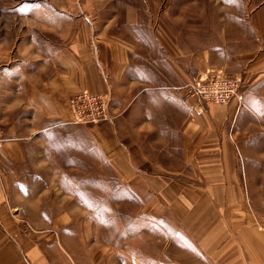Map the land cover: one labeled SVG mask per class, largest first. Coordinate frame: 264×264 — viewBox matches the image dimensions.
Listing matches in <instances>:
<instances>
[{
    "label": "crops",
    "instance_id": "0c3cea01",
    "mask_svg": "<svg viewBox=\"0 0 264 264\" xmlns=\"http://www.w3.org/2000/svg\"><path fill=\"white\" fill-rule=\"evenodd\" d=\"M59 1L58 9L43 12L44 33L63 40L58 52L20 63L18 46L0 38V264H78L68 259L77 254L65 231L57 241L40 226L76 221L44 211L76 206L65 198L56 205L51 196L66 190L52 186L57 174L48 146L51 134L69 123L68 99L82 89L111 94L118 115L97 126L96 140L126 183L151 178L147 208L168 210L185 224L207 264H264V212L244 196L260 185L242 183L248 173L240 166L248 159L244 137L259 118L251 98L259 94L238 92L214 104L186 91L222 58L229 70H248L245 79L264 65L258 45L229 53L243 42L221 26L225 12L179 9L178 0L164 6L163 0H79V8ZM156 130L169 133L168 144L182 145L185 175L197 182L175 179L150 153L145 136Z\"/></svg>",
    "mask_w": 264,
    "mask_h": 264
},
{
    "label": "rangeland",
    "instance_id": "374dc122",
    "mask_svg": "<svg viewBox=\"0 0 264 264\" xmlns=\"http://www.w3.org/2000/svg\"><path fill=\"white\" fill-rule=\"evenodd\" d=\"M59 2L0 0V38L4 43H13L15 48L18 46L20 63H25L28 57H34L37 64L44 55H53L59 51L58 47L63 42L59 33L43 31L44 9H58ZM68 3L70 8L80 7L79 0H71ZM169 3L170 0H163L162 6ZM178 5L179 9L184 10L204 8L210 9L211 12H225V17L220 19L221 26L226 25L229 36H235V33L237 36L242 35L243 42L240 48L227 51L238 53L247 50L248 45H252L251 49H254L257 44L259 48L256 58H260L259 62L264 63V0H178ZM241 12L242 18L238 16ZM232 14L237 16L233 17ZM240 28L242 34L238 32ZM224 59L213 62L201 74L209 69L240 76L242 81L238 92L259 94L251 98L258 104L259 118L249 129L247 137H244L243 150L248 159L240 162V166L244 163L248 173V177L242 176V183L260 185L258 191L255 190L256 187H252L253 192L245 193L244 196L262 215L264 159L257 158H264V65L256 69H261V72L251 71V75L243 79L248 70H229L228 64L226 65L228 62ZM191 84L186 88L187 94ZM82 92L91 93L88 89H82L68 99L69 123L61 129L62 131L51 134L48 146L51 163L57 174V177L52 178V186L58 185L62 190H66V195L55 193L51 196L57 197L56 205L63 204L65 198L67 204L76 206L66 210L51 208L48 212L44 211L45 215L48 213L52 217L60 215V212L67 213L66 216L74 217L76 221L72 225L40 226V229H44L42 231H46L45 233H53L57 241L58 231L61 229L63 234L65 231L68 249L77 254L68 259L76 260L78 264H207L201 247L197 245L198 242L192 240L185 224L176 220L168 210L161 213L160 210L146 207L145 204L152 196L148 187L151 178L126 183L117 175L112 163L97 143V126L110 124L118 115L113 111L111 94L104 93L110 98L109 110L112 118L109 121L72 123L69 103ZM145 140L148 141L147 148L150 153L160 160L158 162L167 170L178 174L175 179H180L183 183L198 181L194 175L186 176L182 145L168 144V132L156 130L145 136ZM28 228L31 229L32 226L28 225ZM36 233L41 232L36 230Z\"/></svg>",
    "mask_w": 264,
    "mask_h": 264
},
{
    "label": "built area",
    "instance_id": "2783aa9c",
    "mask_svg": "<svg viewBox=\"0 0 264 264\" xmlns=\"http://www.w3.org/2000/svg\"><path fill=\"white\" fill-rule=\"evenodd\" d=\"M241 81L240 76L229 75L220 71L213 72L208 69L195 79L189 86L188 92L190 95L195 96L198 102L227 104L238 95ZM109 101L108 94L88 92L77 94L69 103L72 123L109 121L112 118Z\"/></svg>",
    "mask_w": 264,
    "mask_h": 264
}]
</instances>
